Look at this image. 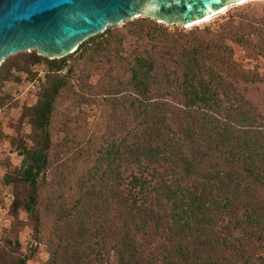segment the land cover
I'll return each instance as SVG.
<instances>
[{
    "label": "rangeland",
    "instance_id": "obj_1",
    "mask_svg": "<svg viewBox=\"0 0 264 264\" xmlns=\"http://www.w3.org/2000/svg\"><path fill=\"white\" fill-rule=\"evenodd\" d=\"M205 20L182 26L141 16L109 27L107 35L89 43L84 50L56 60H67V68L61 74L66 87L52 118L49 164L40 180L39 221L24 211L14 212L12 202L16 195L29 192L16 180L22 161L18 147L24 142L32 146V127L24 114L37 105L47 83L48 68L39 63L27 65V72H19L24 56L35 53L41 57L36 51L9 57L3 71L9 79L0 86V264H15L18 258L28 259L27 264H61L66 257L69 261L101 264L102 254L107 251L106 258L115 264L109 249L117 244L126 225L137 230L129 216L130 208L124 215L120 212V202L131 200L138 191L133 189L132 180L140 173L129 156L140 127L131 106V69L137 58L155 61L151 102L176 128L175 121L184 110L180 95L184 72L181 59L196 38L206 37L205 29L220 33L230 27L248 39L249 47L238 45L235 38L224 40V45L232 49V63L213 67L250 103L264 123V54L257 53L264 47V0L231 4ZM152 173L150 170L146 176L151 178ZM254 198L264 206V188L254 193ZM140 201L142 204L141 198ZM169 207L162 200L154 209L160 208L163 216ZM239 214L243 215L244 210ZM134 215L141 227L140 216L135 211ZM86 230L90 251L78 252L74 246L81 243ZM144 230L141 233L150 232ZM141 237L142 234L138 239ZM146 237V250L159 257L165 237ZM247 251H256L264 259V241L252 242Z\"/></svg>",
    "mask_w": 264,
    "mask_h": 264
},
{
    "label": "trees",
    "instance_id": "obj_2",
    "mask_svg": "<svg viewBox=\"0 0 264 264\" xmlns=\"http://www.w3.org/2000/svg\"><path fill=\"white\" fill-rule=\"evenodd\" d=\"M204 31L206 37L196 38L181 59L184 72L180 95L184 110L175 121L176 128L151 102L155 61L140 57L131 69V106L140 127L129 156L140 173L132 180L133 189L138 191L131 200L120 202V212L124 215L130 208L129 216L137 230L126 225L117 244L109 249L115 264H264L256 251H247L252 242L264 241V206L254 198V193L264 188V123L250 103L213 67L232 63V49L224 45V40L235 38L242 47H249V42L230 27L220 33ZM105 35L107 31L89 39L75 54ZM257 53L264 54V47ZM39 63L47 65V83L37 105L24 114L32 127V146L24 142L18 147L22 161L16 171V180L29 192L16 195L12 202L14 212L24 211L37 221L40 180L48 169L52 118L66 87L61 74L67 68V60L49 61L34 53L20 60L18 70L27 72V65ZM8 64L9 58L0 68V86L9 79L3 72ZM150 170L152 179L146 176ZM160 199L170 205L163 216L160 208L154 209ZM241 209L243 215L239 214ZM134 211L142 220L141 227L137 226ZM145 228L150 232L141 233ZM141 234L145 243L138 239ZM163 236L165 244L157 253L159 257L146 250L148 241L144 237ZM81 238L75 249L90 251L89 232L86 230ZM66 240L67 237L62 242ZM107 253H101V264H111ZM27 262L28 259L18 258L15 264ZM92 262L69 261L66 257L61 264Z\"/></svg>",
    "mask_w": 264,
    "mask_h": 264
},
{
    "label": "water",
    "instance_id": "obj_3",
    "mask_svg": "<svg viewBox=\"0 0 264 264\" xmlns=\"http://www.w3.org/2000/svg\"><path fill=\"white\" fill-rule=\"evenodd\" d=\"M246 0H0V67L36 51L61 60L89 39L141 16L189 26Z\"/></svg>",
    "mask_w": 264,
    "mask_h": 264
},
{
    "label": "bare ground",
    "instance_id": "obj_4",
    "mask_svg": "<svg viewBox=\"0 0 264 264\" xmlns=\"http://www.w3.org/2000/svg\"><path fill=\"white\" fill-rule=\"evenodd\" d=\"M210 18H211V17L207 18V20L210 19ZM205 21H206V20H205Z\"/></svg>",
    "mask_w": 264,
    "mask_h": 264
}]
</instances>
